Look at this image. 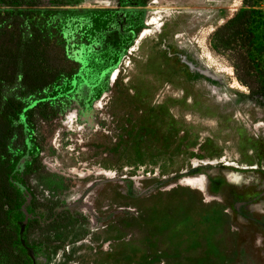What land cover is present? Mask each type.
<instances>
[{"label": "rangeland", "instance_id": "374dc122", "mask_svg": "<svg viewBox=\"0 0 264 264\" xmlns=\"http://www.w3.org/2000/svg\"><path fill=\"white\" fill-rule=\"evenodd\" d=\"M75 1L58 17L76 76L28 101L46 108L14 174L22 251L32 264H264V107L213 45L243 0Z\"/></svg>", "mask_w": 264, "mask_h": 264}, {"label": "trees", "instance_id": "16d2710c", "mask_svg": "<svg viewBox=\"0 0 264 264\" xmlns=\"http://www.w3.org/2000/svg\"><path fill=\"white\" fill-rule=\"evenodd\" d=\"M243 0V9L220 27L213 45L234 53L235 69L252 98L264 107V72L254 52L258 30L264 26L261 3ZM75 0H0V264H32L21 249L20 230L12 227V214L23 208L15 183L20 153L28 151L26 128L34 131L33 114L46 108L29 100L59 93V87L76 76L69 59L61 13ZM49 4V5H46ZM19 153V154H18Z\"/></svg>", "mask_w": 264, "mask_h": 264}, {"label": "bare ground", "instance_id": "6f19581e", "mask_svg": "<svg viewBox=\"0 0 264 264\" xmlns=\"http://www.w3.org/2000/svg\"><path fill=\"white\" fill-rule=\"evenodd\" d=\"M142 36H143V33L140 35V38H139V39H141V38H142ZM204 56H205V55H204ZM204 56H203V57H204ZM207 57H208V55H207ZM211 59H212V58H211Z\"/></svg>", "mask_w": 264, "mask_h": 264}]
</instances>
